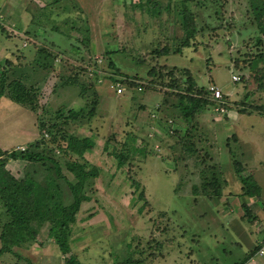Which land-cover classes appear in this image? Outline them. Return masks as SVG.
I'll return each mask as SVG.
<instances>
[{"label":"rangeland","instance_id":"obj_1","mask_svg":"<svg viewBox=\"0 0 264 264\" xmlns=\"http://www.w3.org/2000/svg\"><path fill=\"white\" fill-rule=\"evenodd\" d=\"M137 1L0 0V69L9 62L26 71L38 101L32 112L0 99V118L4 117L0 131L14 145H7V150L22 151L41 134L46 138V127L40 132L39 122L60 124L57 114L77 112L95 98L94 115L67 125L60 136L91 138L94 146L83 154V161L99 168L88 191L90 200L81 204L77 214L67 255L47 237L44 226L27 248L14 247L1 254L0 264H64L69 256L81 264H234L260 241L264 233V116L239 110L245 108L240 104L245 97L247 104H264L256 72L250 68L255 53L264 52V37L263 48L256 47L259 34L246 0H226L223 11H217L221 0H171L185 2L193 11L198 32L181 54H170L157 63L188 69L199 88H218L224 103L222 113L212 105L185 125L192 126L189 141L195 152L178 159L182 149L169 137L164 123L175 118L176 110L162 106L169 97L162 86L150 84L146 73L154 64L150 50L182 36L180 19L170 9L154 16L148 8L154 4ZM82 39H87L86 44ZM40 48L52 54L48 70H33ZM114 49L116 54L108 53ZM233 75L239 81L233 82ZM70 76H77L80 83L91 79L93 88L82 94L79 85L69 82ZM155 133L158 141L153 144L146 135ZM126 143L137 149L144 145L145 154L132 156L118 168L111 153L121 152ZM49 145L62 175L72 181L64 164L75 157L59 152L65 146L61 137ZM234 162L253 178L259 187L257 196H241ZM203 164L213 167L225 182L219 200L197 197L194 202L191 189L200 184ZM6 168L17 178L34 168L39 180L44 172L39 164L24 161H11ZM132 180L140 189L131 186ZM59 185L62 200L68 203V189L62 182ZM141 190L145 200L138 198ZM244 203L254 216L251 222L243 219ZM1 210L0 230L8 220ZM258 260L244 264H264Z\"/></svg>","mask_w":264,"mask_h":264},{"label":"trees","instance_id":"obj_2","mask_svg":"<svg viewBox=\"0 0 264 264\" xmlns=\"http://www.w3.org/2000/svg\"><path fill=\"white\" fill-rule=\"evenodd\" d=\"M221 1L222 3L217 11H223L224 9L226 0ZM137 2H139L137 4L143 5L140 0ZM178 2H172L171 0H168L166 3L158 0L145 1L148 6L149 3L154 4V7H148L150 14L152 13V15L158 17L163 10L168 12L170 9L175 11L180 19L179 24L182 36L180 38L173 36V43H169V45L166 44L160 48L155 47L150 50V56L152 61L154 60V64L149 67L146 73L150 78V84L162 86L165 95L169 97V99L163 100L162 106L164 108L167 106L169 110H176V115H172V117L180 119L178 124L175 118L171 117L166 118L167 120L164 121L165 125L170 130L169 137H173L176 140L177 146H180L182 149V154L177 152L175 159L181 156H189V154L191 155L195 152L192 147L193 142L189 141L193 137L189 134L192 126L188 128L185 125L191 123L204 109L213 105V102L208 98V89L199 88L188 69H179L176 67L167 68V66L160 65L156 61L170 54H181L183 49L193 44L196 33L198 32L195 14L193 11L189 10L185 2H179L180 5ZM246 2L251 16L250 19L253 22L256 32L259 34L256 37L255 46L263 48L261 36L264 37V0H246ZM179 6L181 7L180 10ZM86 40L87 39H82L81 42L86 44ZM117 52L118 50L114 49L108 53L116 54ZM37 55L38 56L32 61L33 70H48L52 65V54L40 48L37 51ZM113 65L114 64H111V66ZM260 65L262 67L258 68ZM250 68L256 72L255 80L257 89L262 92L264 96L263 50L257 51L254 57L251 58ZM91 72L93 74V71L89 73ZM87 75L88 74H85V78H87ZM77 79V76H70L68 78L70 83L80 86L82 94H85L88 89L93 88V84H89L91 79H88V83H80ZM113 81L118 83L124 82L116 79H113ZM27 83H30V86H27ZM128 84L140 90V86H137L134 82H128ZM31 85L33 86L28 78L27 72L23 69L12 67L9 62L7 67L4 65L3 68L0 69V99L4 97L34 112L36 108H38V101L37 96L34 95L35 91L33 92L34 88L32 90ZM82 94H80L81 98ZM87 96L89 97V95ZM222 99L223 95L221 97V100ZM246 99L247 97H245V101L243 100L240 103L245 107L239 110L241 114L249 115L255 112L264 116V104H247ZM88 104L89 103L85 104V106L77 112L71 109L64 115L57 114L56 119L62 120L60 124L56 122L48 125L39 122V131H43V128L46 127V133L49 139H47L48 136L45 138L44 135L40 133L41 137L39 139H34L22 151L15 149L9 151L0 148V206L8 219L2 224L0 230V255L5 252H12L11 249L14 247L27 248L35 241L38 232L44 226L47 228V237L56 244L59 252L62 255L68 254L73 225L76 222L81 204L90 200L88 191H90L94 179L98 176L99 168L83 161V154L91 150L94 146V142L91 138L80 137L73 134L65 138L64 135L60 136V134L67 125L77 123L76 121L84 118L90 119L94 115L96 99L94 98L93 101L90 102V106ZM222 105H224V103ZM155 134L156 136H154ZM155 134H152L151 137L146 135L147 140L152 141L153 144L158 141L157 136L159 134ZM56 137H61L65 143V146H62L59 152H62L63 155H67L68 157H75L64 164L66 171L72 176V181H69L62 175L60 166L57 161L54 160L56 153L53 151L54 148L49 144H52ZM128 139L134 142L133 138L130 137ZM158 147L159 145L156 146V148ZM143 148L144 145L137 149L134 148V145L129 146L126 143L122 146L121 152L111 154L117 160V167L121 168L126 160L132 159V156H143L145 154ZM11 161H24L25 164L33 166L39 164L44 169V172H42L43 175L39 180L36 179L34 175L37 174V172L33 168V170L24 172L21 178H17L16 175L10 173L6 168L7 164ZM49 163H51L50 166H48ZM233 166L234 173L241 183V196L247 198L257 196L259 187L253 181V178L243 171L239 162H234ZM59 182L64 183L68 189L70 194V201L68 203H64L62 200ZM139 185L138 182L134 180L131 181V186L135 188V190L140 189ZM224 186L225 182L222 180L221 175L218 174L213 167L204 165L200 170V184L193 185L191 189L194 202L197 197H203L210 202L219 200ZM144 197L143 190H141L138 194V198L145 200ZM241 207L245 211L243 219L251 222L254 216H251L245 203L242 204ZM140 210L139 208L138 211ZM263 243L264 233L261 235L260 241L252 246L245 254L244 258L238 260L234 264H244L248 262L255 256ZM64 264L81 263L75 257L69 256Z\"/></svg>","mask_w":264,"mask_h":264},{"label":"built area","instance_id":"obj_3","mask_svg":"<svg viewBox=\"0 0 264 264\" xmlns=\"http://www.w3.org/2000/svg\"><path fill=\"white\" fill-rule=\"evenodd\" d=\"M231 79H232L233 82H235V81L239 80V77L233 75V76H231ZM116 91L119 93L120 92V88H117ZM208 91H209V95H210L209 99H210V101L213 102V110L215 112H218V113L221 112L222 113L223 112V108H222V104L223 103H222V100H221V97H222L221 91L218 88L214 87V86L209 87ZM255 257L259 258V259L264 257V243L261 244V247L259 248V250L255 254Z\"/></svg>","mask_w":264,"mask_h":264},{"label":"crops","instance_id":"obj_4","mask_svg":"<svg viewBox=\"0 0 264 264\" xmlns=\"http://www.w3.org/2000/svg\"><path fill=\"white\" fill-rule=\"evenodd\" d=\"M4 119V117H1L0 118V124H2V121L1 120H3ZM1 137H3L2 139H1ZM11 142H13V141H10V140H8L7 139V137H4L3 135H2V132L0 131V148L1 149H3V150H7V149H9V147L8 148H6V146L7 145H10L11 144ZM4 145V146H3ZM12 145V144H11ZM10 145V147H12V146H14V145H12L11 146ZM17 147V146H16ZM1 207V206H0ZM4 216H3V214H2V210H1V208H0V218H3ZM253 258H255V256L253 257ZM256 259H258V258H256ZM252 261V260H251ZM258 261H260V262H263L264 261V258H261V259H259Z\"/></svg>","mask_w":264,"mask_h":264}]
</instances>
